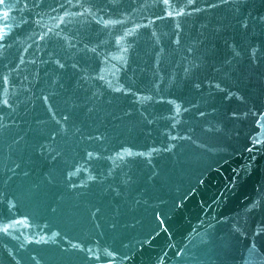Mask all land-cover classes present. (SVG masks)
Masks as SVG:
<instances>
[{"label":"water","instance_id":"95a60500","mask_svg":"<svg viewBox=\"0 0 264 264\" xmlns=\"http://www.w3.org/2000/svg\"><path fill=\"white\" fill-rule=\"evenodd\" d=\"M261 16L2 0L0 264H264Z\"/></svg>","mask_w":264,"mask_h":264},{"label":"snow or ice","instance_id":"6c2138e0","mask_svg":"<svg viewBox=\"0 0 264 264\" xmlns=\"http://www.w3.org/2000/svg\"><path fill=\"white\" fill-rule=\"evenodd\" d=\"M0 2H2V0H0ZM163 2L165 3V4H167L168 3V0H163ZM192 2V0H188V3L190 4ZM222 2H223V0H222ZM260 19L262 20V21H264V16H261L260 17ZM246 26V25H245Z\"/></svg>","mask_w":264,"mask_h":264}]
</instances>
